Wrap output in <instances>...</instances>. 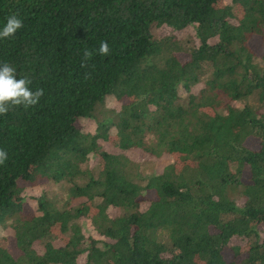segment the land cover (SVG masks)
I'll list each match as a JSON object with an SVG mask.
<instances>
[{"label": "trees", "instance_id": "trees-1", "mask_svg": "<svg viewBox=\"0 0 264 264\" xmlns=\"http://www.w3.org/2000/svg\"><path fill=\"white\" fill-rule=\"evenodd\" d=\"M12 13L0 61L44 95L0 116V225L19 253L0 237V264H264V0H0V22ZM37 173L69 198L27 215Z\"/></svg>", "mask_w": 264, "mask_h": 264}, {"label": "rangeland", "instance_id": "rangeland-1", "mask_svg": "<svg viewBox=\"0 0 264 264\" xmlns=\"http://www.w3.org/2000/svg\"><path fill=\"white\" fill-rule=\"evenodd\" d=\"M229 1L230 0H226L227 3ZM181 35H182V37H187V36L191 37L193 35V30L189 29L188 31L183 32ZM251 46H252L253 50L259 56L264 54V42H263L261 37H253L251 39ZM182 59L186 60L185 57H183ZM125 102H127V101H125ZM104 107L106 109L118 110V109H120L121 104L119 102H117L114 98L109 97L106 100ZM79 125L87 133H96L97 122L95 119L82 121V123H79ZM247 144L253 149H258L260 147L259 141L256 139L249 140ZM102 147L106 151H109L112 153H120L121 152V150L118 148V146L115 145V140H113L111 143H102ZM126 154L129 157L136 160L137 162L142 163L145 168L147 167L146 163H149V162H153V163L157 162L155 164L156 171H160L162 168V163L160 161H158L157 158L151 157V156L143 153L141 150H129V152H126ZM164 159L166 162L173 161V158L168 157V156L166 158L164 157ZM176 161L179 162L180 160L176 159ZM95 163H96V160L94 159L92 161V164L94 165ZM20 184L25 189V195H24L25 201L24 202H25V213L27 215L35 214V212L38 208V199L42 196L44 197L46 194L49 197L53 198L57 202V204L60 206H62L64 204V202H66L69 198L66 190L64 189V187L61 184L51 183L39 173H37L35 175L34 180H32L31 182L21 181ZM153 196H154V192L150 191V192H148L146 197L148 199L149 198L152 199ZM147 203L148 202H145L144 205H146ZM110 211L113 212L112 210H110ZM55 225H57V224H55ZM57 226H59V225H57ZM83 226H84V231H85L87 236L99 238L98 234L96 233V231L94 230V228L92 227V225L88 219L83 220ZM14 235H15V227L13 226V223L11 221L7 222L6 224L0 225V237L3 240L4 246L11 253H13L15 256H17V255H19V253H18L17 248H16ZM61 238L64 239V241L66 240L63 236ZM238 244L241 245V244H243V242H239ZM38 249L41 250L40 247H38ZM225 257H226V260L228 262H231L234 259L233 253L231 251H227L225 254ZM83 262H84V257L80 259V263L83 264Z\"/></svg>", "mask_w": 264, "mask_h": 264}, {"label": "clouds", "instance_id": "clouds-1", "mask_svg": "<svg viewBox=\"0 0 264 264\" xmlns=\"http://www.w3.org/2000/svg\"><path fill=\"white\" fill-rule=\"evenodd\" d=\"M23 27V20L15 13L8 15L3 22H0V41L10 39ZM101 55H108L110 52L108 41H101L97 50ZM91 52L85 51V57ZM31 81L27 77L18 76L16 67L7 62L0 61V116L9 112L14 106L25 108L35 106L44 95L43 88L33 89ZM8 160V152L0 147V165Z\"/></svg>", "mask_w": 264, "mask_h": 264}]
</instances>
